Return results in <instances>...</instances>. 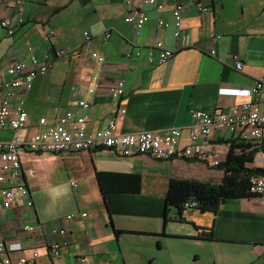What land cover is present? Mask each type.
Instances as JSON below:
<instances>
[{
    "label": "crops",
    "instance_id": "obj_1",
    "mask_svg": "<svg viewBox=\"0 0 264 264\" xmlns=\"http://www.w3.org/2000/svg\"><path fill=\"white\" fill-rule=\"evenodd\" d=\"M21 1L25 20L17 25L18 0H0V21L8 19L17 25L12 36L0 27V96L8 88L9 65L28 61L33 55L40 60L47 54L53 57L47 74L35 78L33 89L18 94L26 101L29 113L26 134L42 116L54 122L61 110L72 104V91L78 86L87 88L90 107L85 114L90 131L103 127L119 108L125 107V114L117 117L123 132L179 127L183 130L182 146L190 142L188 127L194 122L191 110L227 112L236 102L252 100L249 90L257 80L263 84L258 102L264 104V0H199L206 11H200L197 2L167 0L182 3L179 37L173 34L171 9L157 10L144 0ZM132 7L146 11L149 17L139 33L125 20ZM159 19L169 26H159ZM85 31L90 40L84 36ZM108 31L111 36L104 39ZM159 41L175 54L166 63L150 64L148 53L158 55L155 46ZM65 47L75 52L57 57L56 51ZM89 49L106 57L94 93H88V76L94 70ZM138 50L139 56L135 54ZM234 55L243 61L241 70L234 66ZM121 78L126 80L125 93L117 100L109 90ZM14 137V132L0 131V141ZM231 139V132L214 131L199 142L193 160L173 157L162 161L147 154L124 156L109 149L69 154L24 150L23 181L32 206L27 205L29 198L7 203L0 193V239L8 243L7 252L0 253V262L6 255L20 252L30 256L34 249L40 254L37 264H81L80 256L87 258L88 264H137L127 238L140 235L149 238L146 245L156 241L162 246L163 238L183 237L170 225L176 222L190 226L185 237L197 243L196 264H264V195L230 199L216 212L190 208L183 212L181 222L175 218L176 210L169 208L165 221L170 180L193 178L220 183L225 171L211 162L226 158ZM46 154L68 158L79 170L81 186L72 195L62 194L52 185L36 188L30 178L31 163ZM203 154H209L211 162ZM261 165V158L255 157L249 166ZM98 171L140 174L141 191L113 194L106 204ZM73 181L72 189L78 185L72 186ZM16 184V180L0 174V189ZM69 215L73 217L67 221ZM25 224L35 225L29 235ZM60 227H66L69 244L54 257L47 247L61 239L53 233ZM204 232L213 234L210 240L198 237Z\"/></svg>",
    "mask_w": 264,
    "mask_h": 264
},
{
    "label": "built area",
    "instance_id": "obj_2",
    "mask_svg": "<svg viewBox=\"0 0 264 264\" xmlns=\"http://www.w3.org/2000/svg\"><path fill=\"white\" fill-rule=\"evenodd\" d=\"M45 2L46 0H41ZM187 2H197L200 11H206L207 7L202 6L199 0H186ZM130 3V1H128ZM144 3L151 5L157 10L171 9L174 18L175 37L180 36L182 32V3H171L167 0L158 2L157 0H144ZM22 1L18 0L16 24L24 22ZM126 22L134 26L135 32L139 33L143 30L145 24L149 20L146 11L132 7L125 17ZM9 22L8 19L0 21V27L12 36L15 33L17 25ZM159 26L168 27L169 24L163 19H159ZM84 36L87 40L91 39L90 34L85 31ZM111 32H105L104 39H108ZM220 38V36H217ZM155 48L158 55L153 57L151 52L148 53L150 64H162L168 62L175 54L174 50L165 48L162 41L157 42ZM93 59L94 70L88 76V93L97 91L98 82L105 70L106 57L102 52L96 49H89ZM75 50L71 47L60 48L55 55L59 58L64 57ZM214 55L215 51L210 50ZM136 55H140L138 50ZM53 57L46 55L40 60L37 55H33L28 61L20 60L6 68V72L10 76L8 88L0 96V131H11L15 133V137L11 140L0 141V174L16 180L18 184L9 188H1L0 193L4 197V201L9 203L16 199L29 198L27 205L32 206L30 199V191L23 181V163L22 152L29 150L30 152L40 153H75L88 152L98 149H109L115 153H131L135 155L147 154L154 159L166 161L173 157L191 158L195 157L198 144L201 140L207 139L214 131H228L233 134V138H239L241 141L251 142L259 148L256 157L261 158L264 169V104L258 102L261 95L263 84L255 81L249 90L252 100L249 102H236L229 111H215L213 113L202 110H191L194 122L188 127L190 142L188 146H182L183 130L179 127H171L166 130L157 131H141L137 133L123 132L120 129L117 117L125 114V107L119 108L117 115L103 127H99L93 131L88 129L89 119L85 111L90 107V103L86 100L85 93L87 88L74 87L72 93L74 100L71 105L61 110L54 122H49L45 116L39 118L38 122L32 127L30 134H26L28 127L29 113L26 110V101L18 97L20 92L27 93L33 89L34 80L39 75H45L51 67ZM235 68L241 70L243 61L234 55ZM126 80L124 78L116 80L110 87L109 94L119 100L125 93ZM204 159L212 158L209 154H203ZM211 162V161H210ZM219 163L213 160V166ZM77 185L76 181L72 182V186ZM255 195H264V174L253 175L250 179V190ZM197 203L190 200L184 204L185 210L194 209ZM83 217L87 213H82ZM73 215L66 216V220H71ZM34 224H25L24 230L27 235L34 231ZM61 236V239L49 243L48 252L51 256L58 257L63 248L67 247L69 241L67 239L66 227L55 228L54 232ZM8 250V243L3 238L0 239V253ZM40 257L38 251L32 249L29 256L25 252L17 255H6L0 264H37ZM81 264H88L87 258H78Z\"/></svg>",
    "mask_w": 264,
    "mask_h": 264
},
{
    "label": "trees",
    "instance_id": "obj_3",
    "mask_svg": "<svg viewBox=\"0 0 264 264\" xmlns=\"http://www.w3.org/2000/svg\"><path fill=\"white\" fill-rule=\"evenodd\" d=\"M230 149L226 158L219 162L216 167L223 169L225 174L218 184L209 183L193 178H172L166 190V219L168 209L176 210V220H183L184 204L187 201L197 203L195 209L202 212H216L219 205L234 198H245L255 195L250 190V179L253 175L264 174L263 168L250 167L259 151V148L251 142L241 141L233 138L230 141ZM193 160L194 157L187 158ZM100 191L109 202L111 195L116 194H138L142 187V176L140 174L118 173L115 171L97 172ZM212 233L204 232L201 239L210 240Z\"/></svg>",
    "mask_w": 264,
    "mask_h": 264
},
{
    "label": "rangeland",
    "instance_id": "obj_4",
    "mask_svg": "<svg viewBox=\"0 0 264 264\" xmlns=\"http://www.w3.org/2000/svg\"><path fill=\"white\" fill-rule=\"evenodd\" d=\"M31 166L33 171L30 178L36 183V188L52 185L62 194L72 195L81 186L80 172L68 158L52 157L46 154L32 162ZM73 180L78 183L74 189L70 187V182ZM170 225L175 226L174 228L182 233L179 236L183 237L163 238L162 246H159L156 241L146 245L145 241L149 238L140 235L127 238L132 246L131 251L138 259L137 264H196L194 248L197 243L185 237L188 236L190 226L176 222H170Z\"/></svg>",
    "mask_w": 264,
    "mask_h": 264
},
{
    "label": "bare ground",
    "instance_id": "obj_5",
    "mask_svg": "<svg viewBox=\"0 0 264 264\" xmlns=\"http://www.w3.org/2000/svg\"><path fill=\"white\" fill-rule=\"evenodd\" d=\"M121 154H123L124 156H134L135 154H131V153H121Z\"/></svg>",
    "mask_w": 264,
    "mask_h": 264
}]
</instances>
